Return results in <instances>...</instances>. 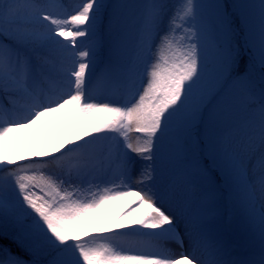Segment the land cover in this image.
<instances>
[{
    "label": "snow or ice",
    "instance_id": "snow-or-ice-1",
    "mask_svg": "<svg viewBox=\"0 0 264 264\" xmlns=\"http://www.w3.org/2000/svg\"><path fill=\"white\" fill-rule=\"evenodd\" d=\"M181 261L264 264V0H0V264Z\"/></svg>",
    "mask_w": 264,
    "mask_h": 264
},
{
    "label": "rangeland",
    "instance_id": "rangeland-1",
    "mask_svg": "<svg viewBox=\"0 0 264 264\" xmlns=\"http://www.w3.org/2000/svg\"><path fill=\"white\" fill-rule=\"evenodd\" d=\"M66 3H69V4H75L78 2V0H65ZM170 3L172 4H178L180 2V0H169ZM72 114L71 112H68L67 115H70ZM65 119V118H64ZM59 127H63V124L59 125ZM39 127L37 128V132H39ZM51 131L52 129L51 128H48L46 129V133L48 134H51ZM140 134L139 133H136L135 131H132L129 133V136L132 138L133 140V143H135V138L137 136H139ZM30 147L31 145L28 144V145H25L24 147L21 146V141L20 139H16L11 145H9L7 148H6V155H7V158L9 159H13L15 158L16 154L17 153H20V152H23L25 155H30ZM135 155V154H133ZM135 197V196H134ZM111 202H114V201H111ZM109 204L105 205L103 208H101L99 210V212H97L95 215H93L89 220L88 222L84 225L83 228H81L80 230V235L81 236H86V234H92L95 232V229L98 228V227H101L103 226L105 223H110L109 222V219H108V215L105 217V215L107 214L105 212V209L106 207L108 206ZM127 205H124L122 207V211H124V209H127ZM225 218L227 219L229 216L231 217V220H230V223L232 225V228L234 229H238L240 231L243 230V225L239 219L238 216L234 215L230 209H225ZM101 242H104V241H95V242H92V241H89V243L91 244V246H96V244L98 243H101Z\"/></svg>",
    "mask_w": 264,
    "mask_h": 264
},
{
    "label": "bare ground",
    "instance_id": "bare-ground-1",
    "mask_svg": "<svg viewBox=\"0 0 264 264\" xmlns=\"http://www.w3.org/2000/svg\"><path fill=\"white\" fill-rule=\"evenodd\" d=\"M136 199V197L128 196V197H122L114 200V202H110L109 205L106 207L105 212L107 213L105 217L108 215L109 222L115 220L122 212V207L124 205H127L129 207L132 205L133 201ZM125 210V209H124ZM146 206L141 207L140 213H143L146 211ZM140 213H137L139 215ZM181 264H183V261H181Z\"/></svg>",
    "mask_w": 264,
    "mask_h": 264
}]
</instances>
